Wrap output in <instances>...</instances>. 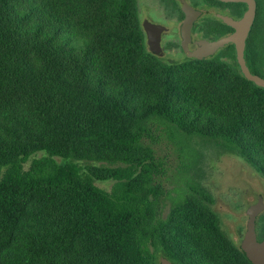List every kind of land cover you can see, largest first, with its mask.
<instances>
[{"label":"trees","instance_id":"1","mask_svg":"<svg viewBox=\"0 0 264 264\" xmlns=\"http://www.w3.org/2000/svg\"><path fill=\"white\" fill-rule=\"evenodd\" d=\"M139 14V0H0V264H201L169 229L195 204L228 240L206 163L233 154L264 177V89L241 75L235 45L167 63ZM228 28L202 18L193 30L215 40ZM244 55L264 78V39L252 34ZM153 127L178 161L164 194L149 184L165 171L143 143ZM82 160L126 165L88 172ZM110 179V191L95 183Z\"/></svg>","mask_w":264,"mask_h":264},{"label":"rangeland","instance_id":"2","mask_svg":"<svg viewBox=\"0 0 264 264\" xmlns=\"http://www.w3.org/2000/svg\"><path fill=\"white\" fill-rule=\"evenodd\" d=\"M181 9V2L176 1ZM140 20L143 26L144 20L162 24L167 29L162 35V47L165 51L163 57H160L167 63H179L186 60V56L180 46L181 11L176 7H170L161 0H139ZM206 11L208 9L203 7ZM202 9V8H198ZM194 39H200L199 32L193 33ZM147 40V37H146ZM206 83L210 84L208 80ZM264 110V103L261 105ZM159 130L153 127L154 139L149 137L143 139L145 145L151 146L155 151L156 164L160 169L165 170L162 174H157L150 181L151 184L161 185L163 194L169 185L165 180V173L177 164V157L172 145L165 139H158ZM42 153H37L32 157H39ZM32 157L25 164L28 168ZM88 171L89 167H116L123 166L126 163L122 161H91L82 160L77 162ZM207 177L205 186L210 191L214 202L211 204L213 211L219 216L221 227L228 240L222 238L213 228V219L199 206L190 204L186 208V213L180 215L175 223L169 229V237L176 249L192 257L199 258L201 264H248L247 261L237 251L241 248V242L247 229L248 214L247 208L255 204L260 197L264 199V177L243 158L224 154L213 161L206 163ZM89 172V171H88ZM96 185L110 191L114 180H96ZM147 186H138V189L144 190ZM157 217L162 214V203L159 202L156 208ZM261 212L257 218V225Z\"/></svg>","mask_w":264,"mask_h":264},{"label":"water","instance_id":"3","mask_svg":"<svg viewBox=\"0 0 264 264\" xmlns=\"http://www.w3.org/2000/svg\"><path fill=\"white\" fill-rule=\"evenodd\" d=\"M181 2V10L184 13V18L181 24L180 46L185 56L187 58L203 60L215 55L228 44L233 43L236 48V56L240 65L241 75L264 89V78L253 73L249 69L244 55L246 39L255 16L254 3L251 2L250 8L241 20H234L232 18L217 15L212 11L206 13L202 12L201 10L193 7L187 0H181ZM200 16L221 19L228 25L234 27L235 31L215 40L207 38L194 39L192 30L195 22ZM143 29L147 37L149 51L159 57H163L165 51L162 47V35L167 28L162 24L144 20ZM263 210L264 199L262 197H260L255 204H252L247 208L249 218L247 222V229L241 242V248L253 264H264V238L259 240L257 232V218ZM161 264L176 263L167 258H161Z\"/></svg>","mask_w":264,"mask_h":264},{"label":"flooded vegetation","instance_id":"4","mask_svg":"<svg viewBox=\"0 0 264 264\" xmlns=\"http://www.w3.org/2000/svg\"><path fill=\"white\" fill-rule=\"evenodd\" d=\"M161 1L165 2L164 0H161ZM176 1L181 2V0H176ZM187 1L196 9L202 8L201 9L202 12H205V13L208 12L204 10L203 7L211 9V10L214 9L213 12H215L217 15L232 18L234 20H241L245 16L248 9L250 8L251 2H252L255 5V16H254V20L251 25L247 39L252 34L253 36L264 39V0H249V1H246V0H187ZM165 4L167 3L165 2ZM202 18H210V17L200 16L196 22L200 21ZM215 20L229 26L228 28L229 31L223 36L229 35L235 31L234 27L228 25L223 20L221 19H215ZM194 32L195 30H192V33Z\"/></svg>","mask_w":264,"mask_h":264}]
</instances>
